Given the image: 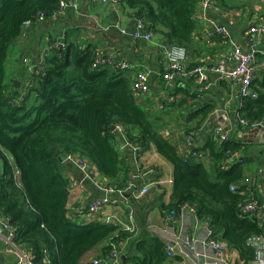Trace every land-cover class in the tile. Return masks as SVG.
<instances>
[{"label":"trees","instance_id":"1","mask_svg":"<svg viewBox=\"0 0 264 264\" xmlns=\"http://www.w3.org/2000/svg\"><path fill=\"white\" fill-rule=\"evenodd\" d=\"M121 2L170 46H191L201 0ZM59 9L60 0H0V215L17 230L18 246L32 253L35 264H91L90 254L104 241L111 244L98 257L102 262L109 261L113 243L128 241L123 264H164L165 243L146 229L133 239L134 232L119 225L80 224L68 215L69 183L61 157L79 154L113 185L120 175L121 156L119 134L112 127L121 125L139 129L134 142L144 149L153 144L173 165L171 201L159 207L163 215L174 212L180 216L185 205L194 207L216 237L238 251L245 264H251L254 252L248 239L264 237V228L242 208L249 201L260 202V197L257 186L244 184L252 159L233 160L243 150L234 138L221 144L210 138L204 150L195 149L208 152L209 167L188 158L186 151L179 154L138 105L126 70L107 64L93 68L97 56L75 46L55 50L44 63V71L33 75L23 100L12 102L18 94L6 82V63L13 41L22 34L24 22L41 13L51 18ZM252 87L257 99L242 98L239 111L251 123L264 118V78H254ZM213 110L212 104L205 103L190 113V120L198 121L186 129L185 143L195 137ZM234 185L239 187L236 192L231 191ZM149 212H138L140 227L147 225Z\"/></svg>","mask_w":264,"mask_h":264},{"label":"crops","instance_id":"2","mask_svg":"<svg viewBox=\"0 0 264 264\" xmlns=\"http://www.w3.org/2000/svg\"><path fill=\"white\" fill-rule=\"evenodd\" d=\"M67 4L65 9H59L55 17L38 22L22 29V34L13 41L6 63V82L13 86L20 94L28 90L31 80V68L44 65L55 50L75 46L86 53L89 50L97 58L113 59L114 63L126 64L125 72L130 76L133 83L141 73H148L150 90L146 94H136L138 105L149 115L160 136L169 140L177 147L179 154L186 151V129L197 126L198 120H190L191 112L197 111L205 103L212 104L213 112L203 125L197 129L193 138L194 148L204 150V147L214 138V133L221 128L228 132L229 138H234L243 145L241 153L234 156L237 160L241 156L252 159L249 171L250 184L257 186L260 197V208L254 216L264 228V132L254 131L240 125V108L242 97L238 91V85L229 80L220 79L211 74L209 88L203 89L195 78L181 79L171 85H167L162 75L168 68V59L164 47L170 46L165 37L154 34L148 27L146 31L153 33L151 41L143 38H135L134 32L137 20L134 11L121 0H60ZM218 6L204 10L198 6L195 12L196 29L193 34V42L187 49V66L193 68L197 65L210 66L225 57L230 51V43L227 39L218 36L216 30L210 25L209 20L215 21L229 29L232 38L244 49H249L246 33L253 25H258L264 15V0H229L227 5L217 1ZM257 51V67L255 79L264 78V34L258 38L255 47ZM26 60V61H25ZM8 68L10 69L7 71ZM122 69V68H121ZM13 93V92H12ZM183 100L184 103L180 104ZM125 137L118 136V149L120 151V175L116 183L111 186L121 188L126 185L134 170L141 172V183H147L155 179H161L164 183L151 187L149 193L141 199L130 200L135 208L134 237L138 238L145 231L159 237V228L164 227V215L160 210V204L168 205L173 192L174 168L169 160L164 158L151 144L144 149L136 159L134 151L125 145V141L134 142L139 134V129H125ZM228 138V139H229ZM216 140V139H215ZM218 143L224 141L217 140ZM135 143V142H134ZM142 147V146H141ZM206 167L210 166L208 152L199 153L197 158ZM65 177L69 183L68 215L70 219L80 224L102 223L99 217L81 216L79 208L87 210L88 206L96 199L108 196L101 189V185H108L105 178L93 166V170L87 172L93 177L88 179L82 171H79L69 162H65ZM232 163L228 164L231 167ZM227 167V168H228ZM154 169L149 174V170ZM146 171L148 173L144 174ZM246 181V180H245ZM244 181V184H245ZM116 192L109 195L110 198H120ZM128 209L126 207L112 208L111 212L118 214L127 221ZM149 212V221L146 226H141L138 221V212ZM139 222V223H138ZM105 224V223H103ZM139 224V226H138ZM7 219L0 215V264H14L16 255L8 252L5 237L7 235ZM121 227V226H120ZM209 224L198 218L191 210L183 212L179 221L170 229L177 231L182 237L190 236L196 242V253H193L183 263L182 257L175 259L166 258L164 264H197L201 257L214 253L206 247ZM122 228V227H121ZM168 229V228H167ZM132 238V237H131ZM160 238V237H159ZM161 239V238H160ZM111 241H104L90 254V259H98L105 246ZM115 246L116 243H113ZM32 255L31 252H29ZM124 256L122 257L123 262ZM223 264H245L238 251L229 249L223 256ZM107 262V260H104ZM47 263V261H46ZM252 264V263H251Z\"/></svg>","mask_w":264,"mask_h":264},{"label":"built area","instance_id":"3","mask_svg":"<svg viewBox=\"0 0 264 264\" xmlns=\"http://www.w3.org/2000/svg\"><path fill=\"white\" fill-rule=\"evenodd\" d=\"M101 2H108L109 0H100ZM205 12L212 10L218 6L216 0H201L199 5ZM67 4L64 1H61L60 8L65 9ZM59 14V11L51 17H55ZM46 15L41 13L34 20H28L24 22L23 29H26L38 22H44L46 20ZM210 25L216 30L218 36L227 39L230 43V51L225 57H221L217 62L211 64L210 66L197 65L193 68L187 66L188 51L187 48L181 46H165V52L168 59V68L162 75L163 80L167 85L181 80L195 78L197 83L202 86L203 89L209 88V78L211 74H215L223 80H229L237 83L238 91L242 98L257 99L258 94L254 91L252 87V82L255 77V69L257 67V51L255 49L258 38L264 34V15L259 20L258 25H253L250 27L246 33V37L249 43V49H244L235 40L232 38L229 29L219 25L215 21L210 19ZM146 23L143 19L137 20V25L135 27L134 37L143 38L145 40L151 41L153 39V33L146 31ZM26 61V60H25ZM113 59L109 58H97L93 64V68H98L103 65H113ZM116 67L125 69L127 68L126 64H118ZM45 66L43 64L32 67L30 80L33 83V75L41 74L44 71ZM133 92L136 94H146L150 90L149 75L148 73H141L138 75L136 80L133 83ZM27 91L20 93L16 99H13L12 102H21L26 96ZM11 98V95H8ZM240 125L247 127L251 130H262L264 132V118L254 122H249L247 119L240 118ZM120 137H125V128L121 125H117L114 129ZM228 132H224L221 128L217 129L214 133V139L226 141L229 136ZM125 145L129 146L135 154L136 159L143 152V147L134 142L125 141ZM186 152L188 158H198L199 153L194 148L193 138L188 137L186 139ZM65 162H69L75 166L79 171H82L85 174V177L92 179L93 177L87 172V169L93 170V165L86 159L82 158L79 154L70 153L66 156ZM155 170L150 169L149 174L153 173ZM148 173L146 171L144 174ZM261 173L264 174V167L261 168ZM141 172L139 170H134L126 185L118 188L115 186H109L107 184L101 185V189L106 193L105 197L99 198L91 202L87 210L79 208L77 210L78 214L81 216H93L99 217L100 222L105 224H116L121 226L123 229L130 232H134V216L135 208L131 206L130 200L132 199H141L149 193L150 188L156 187L164 183L161 179H155L148 181L147 183H141ZM94 181V180H93ZM171 184L173 181H169ZM250 183L249 179H246L245 184ZM239 190L237 185L231 187V191L236 192ZM118 192L120 198H110L109 195ZM126 207L128 211L127 221H124L118 214L111 212L112 208ZM260 208L258 201H249L243 208L242 212L244 214L254 215ZM186 210H191L196 213L194 207L185 205L182 208V213ZM197 215V213H196ZM179 217L174 212H170L164 217V227L159 228L160 232L159 237L165 243L166 254L169 259H175L177 256L182 257L183 263L193 254L196 253V242L192 237H182L178 235L177 231H170L171 228L177 221ZM7 235L5 237V242L7 245L8 252L14 253L16 255L14 264H35L32 258V255L27 250H24L18 246L16 243V234L17 230L9 225L7 220ZM168 228V229H167ZM128 241L120 242L116 246H113L111 253L109 254V264H123L122 257L123 251L127 246ZM206 247H209L213 251V255L201 257L197 255V258L200 260L197 264H223V256L229 250L227 245L216 237L215 231L209 227L207 230V239L204 242ZM248 247H250L254 252V258L252 264H264V237L263 236H253L248 239ZM91 264H103L100 259H95Z\"/></svg>","mask_w":264,"mask_h":264},{"label":"water","instance_id":"4","mask_svg":"<svg viewBox=\"0 0 264 264\" xmlns=\"http://www.w3.org/2000/svg\"><path fill=\"white\" fill-rule=\"evenodd\" d=\"M112 129H115V126H113ZM254 131H262V130L256 129ZM65 158H66V156L61 157V159H63V160H65Z\"/></svg>","mask_w":264,"mask_h":264},{"label":"rangeland","instance_id":"5","mask_svg":"<svg viewBox=\"0 0 264 264\" xmlns=\"http://www.w3.org/2000/svg\"><path fill=\"white\" fill-rule=\"evenodd\" d=\"M10 69L8 68V64H7V71H9ZM9 84V83H8ZM103 264H109L108 262H103Z\"/></svg>","mask_w":264,"mask_h":264}]
</instances>
